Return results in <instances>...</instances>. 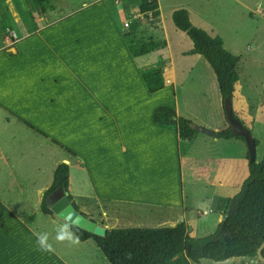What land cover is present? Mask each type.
Segmentation results:
<instances>
[{
	"label": "crops",
	"instance_id": "1",
	"mask_svg": "<svg viewBox=\"0 0 264 264\" xmlns=\"http://www.w3.org/2000/svg\"><path fill=\"white\" fill-rule=\"evenodd\" d=\"M30 2H1L10 27L0 43V264H74L63 253L70 249L52 239L63 221L41 211L61 163L68 165L71 202L106 228L145 219L149 227L184 222L192 237L212 233L226 199L249 174L247 147L242 139L199 131L181 139L176 125L154 120L163 106L209 125L182 110L167 85L174 62L164 25L155 39L163 46L133 57L107 0H83L67 11L50 0L42 9ZM144 57L152 59L142 64ZM148 64L164 73L165 86L152 93L140 73ZM236 101L232 97V108L243 118ZM215 102L220 119L209 127L217 133L229 126L221 94ZM72 167L82 171L89 195L71 193ZM199 206L212 218L199 222L206 212L197 208L195 219L190 209ZM33 232H48L55 251L37 250ZM80 242L100 250L91 238Z\"/></svg>",
	"mask_w": 264,
	"mask_h": 264
},
{
	"label": "rangeland",
	"instance_id": "2",
	"mask_svg": "<svg viewBox=\"0 0 264 264\" xmlns=\"http://www.w3.org/2000/svg\"><path fill=\"white\" fill-rule=\"evenodd\" d=\"M3 1L5 0H0V3ZM18 1L24 2V0ZM29 1L31 5L35 4L33 0ZM82 1L50 0L48 5L53 4L59 6L61 11H67L73 5L81 4ZM106 5L108 9L115 10L116 18H113L122 32L132 29L138 39H158L156 34L161 25H164L174 62V81L167 85L175 88L180 108L190 110L189 112L196 118L195 122H208L209 125L202 126L209 129H211L210 125L218 123L220 119V112L215 102V96L220 94L216 78L201 55L184 56L183 51L192 47V42L173 24L171 13L175 9L185 8L194 25L223 39L224 47L239 56L237 64L239 79L235 84L233 102L238 103L236 100H240L241 111L246 116L240 117L242 113L238 111L237 106L233 112L237 118H241L239 119L257 140L256 162H259L264 156V0H107ZM5 6L6 4H0V43L5 34L9 35L7 29L10 26ZM150 59L152 57H144L140 62L148 63ZM83 181L82 171L72 167L70 170L72 194L76 192L81 196L86 193L89 195V190L84 188ZM91 201L97 206L95 200L91 199ZM197 208L200 213H206L198 218ZM190 214L195 219H200L199 222L212 218L207 207L191 208ZM146 222L145 219L140 221L136 219L134 223L121 221L118 227H147ZM127 224L136 225L127 226ZM89 243L80 242L72 246L65 242L59 244V248L70 249L71 252L65 250L63 253L74 264H83L82 262L107 264L102 252L97 248L93 249L94 246ZM77 253L79 257L76 256ZM70 256L73 259H70ZM247 261V257H231L224 261L203 258L200 264H246Z\"/></svg>",
	"mask_w": 264,
	"mask_h": 264
},
{
	"label": "trees",
	"instance_id": "3",
	"mask_svg": "<svg viewBox=\"0 0 264 264\" xmlns=\"http://www.w3.org/2000/svg\"><path fill=\"white\" fill-rule=\"evenodd\" d=\"M33 1L39 9L49 2ZM109 10L116 18L115 10ZM171 19L192 42L186 54H200L215 74L222 101L227 97L232 99L234 86L239 79V56L224 47L219 35H212L194 25L187 9H175ZM122 36L133 57L147 54L164 44L162 40L138 39L132 29L123 31ZM140 73L150 93L165 86L161 67L144 65L140 67ZM153 117L157 122L176 125L181 139L191 140L198 133L191 120L177 116L172 108L158 107ZM216 136L243 140L229 127L218 131ZM255 142L257 145V140ZM248 169L249 174L239 192L226 199L222 220L212 233L205 236L188 235L184 222L166 227H112L106 229L105 236L95 235L80 227L73 228V231L79 235L80 241L93 239L109 264H191L199 263L203 258L213 261H224L231 257L256 258V250L264 241V156L259 162L249 163ZM68 171L66 163L59 164L54 170L52 183L41 201L44 214L57 218L46 206L45 198L56 188L68 190ZM261 252L264 256V247Z\"/></svg>",
	"mask_w": 264,
	"mask_h": 264
},
{
	"label": "water",
	"instance_id": "4",
	"mask_svg": "<svg viewBox=\"0 0 264 264\" xmlns=\"http://www.w3.org/2000/svg\"><path fill=\"white\" fill-rule=\"evenodd\" d=\"M223 109L225 113V118L228 122L230 130L238 136L243 137V141L247 147L248 162H256V142L251 131L243 124V122L234 116L232 108V99L227 97L223 101ZM193 127L202 133L209 136H216V132L209 128L201 125L193 124ZM46 206L53 212V214L60 220L63 221L62 217L64 212L62 210H69L74 213L75 216L79 218L78 227L91 232L95 235L105 236L106 227L98 224L97 222L86 217L82 212H80L71 202L69 198V193L67 190L62 188H56L51 191L45 198ZM264 247V241L259 245L256 250V260L264 264V256L262 255V248Z\"/></svg>",
	"mask_w": 264,
	"mask_h": 264
},
{
	"label": "clouds",
	"instance_id": "5",
	"mask_svg": "<svg viewBox=\"0 0 264 264\" xmlns=\"http://www.w3.org/2000/svg\"><path fill=\"white\" fill-rule=\"evenodd\" d=\"M64 215L63 222L55 226V235L52 237L57 243H68L69 245H78L80 237L73 228L78 227L79 218L72 211L62 210ZM36 238L37 250L41 252L52 253L55 251L53 244L50 242V234L48 232H33Z\"/></svg>",
	"mask_w": 264,
	"mask_h": 264
}]
</instances>
